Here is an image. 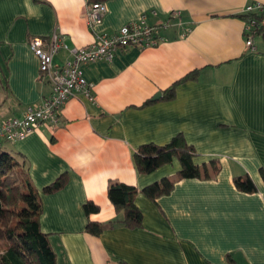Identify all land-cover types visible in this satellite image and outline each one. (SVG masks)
<instances>
[{
    "label": "crops",
    "instance_id": "1",
    "mask_svg": "<svg viewBox=\"0 0 264 264\" xmlns=\"http://www.w3.org/2000/svg\"><path fill=\"white\" fill-rule=\"evenodd\" d=\"M106 12L88 24L91 0H0V123L21 117L51 91L39 74V60L28 45L33 36L55 32L67 45L53 56L56 64L70 50L97 35L112 34L137 20L158 24L164 40L154 47L119 48L111 62L82 66L94 100L81 94L61 108L59 121L42 124L0 146L26 160L33 186L41 190L60 174L65 186L41 193L40 228L57 264H264V38L246 49L244 20L248 2L264 0H102ZM151 11L155 13L152 14ZM179 11L172 18L171 12ZM189 79L164 100V89L189 72ZM161 92L160 97L152 99ZM145 101H151L142 105ZM181 133L196 152L194 162L219 171L210 178H186L154 200L140 192L161 179L174 178L173 158L148 174H139L133 153L143 143H167ZM247 173L256 185L242 192L233 177ZM110 180L134 185L142 225H107L99 234L88 221L106 223L120 215L107 197ZM92 201L97 213L87 216Z\"/></svg>",
    "mask_w": 264,
    "mask_h": 264
},
{
    "label": "trees",
    "instance_id": "2",
    "mask_svg": "<svg viewBox=\"0 0 264 264\" xmlns=\"http://www.w3.org/2000/svg\"><path fill=\"white\" fill-rule=\"evenodd\" d=\"M97 0H91V2ZM244 21L261 16L256 13L237 14ZM253 37L264 38V24L256 28ZM189 79H196L192 71L182 76L164 89L162 99L169 100L175 96L178 84ZM145 101L142 105L150 103ZM195 149L188 144L183 135H174L165 144L147 142L140 144L133 153V161L139 174H148L162 165L171 163L176 158L180 169L174 178L162 177L143 188L140 192L154 200L168 194L176 181L186 178H210L219 171L216 160L209 162V167L203 163L194 162ZM259 175L264 183V167L259 168ZM67 174L63 173L41 190L36 189L29 177L25 158L18 152H10L0 146V264H57L48 236L40 228L42 211L40 194L55 192L65 186ZM234 186L242 192L256 191V185L249 174L243 173L233 177ZM138 193L134 185L110 180L107 184V197L114 206L117 215L114 220L106 223L88 221L85 230L99 235L107 225L119 223L127 228H138L142 225L143 215L135 204ZM84 213L89 216L99 211V206L92 201L83 204ZM232 264L234 261L229 258ZM120 264H126L124 261Z\"/></svg>",
    "mask_w": 264,
    "mask_h": 264
},
{
    "label": "built area",
    "instance_id": "3",
    "mask_svg": "<svg viewBox=\"0 0 264 264\" xmlns=\"http://www.w3.org/2000/svg\"><path fill=\"white\" fill-rule=\"evenodd\" d=\"M106 10L102 0L90 2L85 11L87 23L90 25L99 23ZM171 13L172 18L179 16V11ZM240 13H256L261 16L258 20L251 17L244 21L245 48L253 50L255 47L252 34L256 28L264 24V3L248 2ZM147 19L148 13L144 12L137 20L124 24L112 34L97 35L90 44L69 49L71 58L62 64H56L53 56L60 48L68 47L55 32L49 39L41 36L31 37L28 45L38 57L39 74L48 79L51 91L39 104L28 105L21 117L3 120L0 123V139L16 141L42 124L57 123L61 108L77 94L94 100L92 84L84 77L82 66L98 60L111 62L119 48L129 46L146 48L160 44L164 40L161 29L170 24V19L158 24L149 23Z\"/></svg>",
    "mask_w": 264,
    "mask_h": 264
},
{
    "label": "water",
    "instance_id": "4",
    "mask_svg": "<svg viewBox=\"0 0 264 264\" xmlns=\"http://www.w3.org/2000/svg\"><path fill=\"white\" fill-rule=\"evenodd\" d=\"M160 95H161V92H157V93L153 96L152 99H157L158 97H160Z\"/></svg>",
    "mask_w": 264,
    "mask_h": 264
}]
</instances>
